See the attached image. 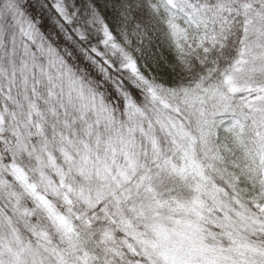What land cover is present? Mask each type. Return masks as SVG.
Instances as JSON below:
<instances>
[{
  "label": "trees",
  "instance_id": "obj_1",
  "mask_svg": "<svg viewBox=\"0 0 264 264\" xmlns=\"http://www.w3.org/2000/svg\"><path fill=\"white\" fill-rule=\"evenodd\" d=\"M14 2L25 11L27 0ZM111 2L115 9L105 13L107 22L121 48L136 61L137 73L124 66L126 61L119 53L96 58L107 67L104 73L96 67L103 76L100 80L74 57L64 56L62 51L57 56L88 90L106 102L122 127L131 126L127 113L130 102L145 109L156 97L178 108L182 118L187 116L184 125L194 138L196 157L207 174L252 215L264 218V62L260 60V55L264 56V0ZM49 39L54 40L55 35ZM229 76L236 86L234 91L225 83ZM129 81L137 86L134 94L125 90ZM198 106L209 112L203 121L188 114ZM0 107L11 111L16 106L0 92ZM21 122L32 128L27 119ZM27 128L22 127L23 131ZM57 129H67L66 124L41 122L28 144L23 137L26 133L17 138L10 126L0 125V162L7 168L13 163L30 164L35 156L31 150L45 153L59 145ZM67 130L71 132L67 151L73 154L82 146L81 133L77 126L69 125ZM157 134L160 148L170 154L173 147L168 138L159 131ZM93 153L95 159L101 154L97 148ZM139 160L147 159L140 156ZM74 179L77 183L73 188L79 194L74 195L66 182L60 185V194L49 195V199L71 222L75 237L64 235L49 222L18 183L10 184L13 192L0 185V196L11 203L12 196H18L25 213L17 218L19 222L38 227L60 249L87 253V264H165L147 241L148 235H153L146 221L147 201H143L148 193L141 191L127 198L128 193L122 194L112 183L101 186L99 179L85 183ZM147 181L151 196L154 193L157 198L186 200L193 196L187 182L168 167H151ZM114 190L116 197L109 193ZM105 193L109 195L104 199ZM248 236L264 247V232L249 231Z\"/></svg>",
  "mask_w": 264,
  "mask_h": 264
},
{
  "label": "rangeland",
  "instance_id": "obj_2",
  "mask_svg": "<svg viewBox=\"0 0 264 264\" xmlns=\"http://www.w3.org/2000/svg\"><path fill=\"white\" fill-rule=\"evenodd\" d=\"M260 60L264 62L263 55ZM87 88L57 55H50L25 34L23 24L13 20L8 0H0V92L16 106L11 111L0 107V125L10 126L17 138L26 133L23 137L29 144L41 122L62 121L67 129L69 125L79 127L82 145L76 153H69L71 132L57 129L59 145L45 153L31 150L35 156L30 164L13 163L7 168L0 162L1 187L13 192L10 184L14 182L28 193L27 185L35 184L51 205L49 195L60 194L61 183H70L74 195L79 194L73 188L74 178L83 183L99 179L101 186L112 183L122 194L128 193L127 198L144 191L148 193L143 199L147 201V226L153 233L147 241L165 264H264V247L248 236L249 231L264 232V218L252 215L207 174L184 125L187 116L182 118L178 108L154 97L145 109L130 102L131 126L122 127L106 102ZM188 114L203 121L209 112L198 106ZM26 119L31 129L21 125ZM158 131L173 147L170 154L160 148ZM95 148L100 158L93 156ZM140 156L147 160L140 161ZM153 166L171 169L192 188L193 196L186 200L151 196L147 180ZM111 192L116 197L117 192ZM51 211L63 216L53 205ZM24 215L18 196H12V203L0 196V264H87V253L56 247L38 227L19 222L17 218ZM70 225V233L59 229L75 237Z\"/></svg>",
  "mask_w": 264,
  "mask_h": 264
},
{
  "label": "snow or ice",
  "instance_id": "obj_3",
  "mask_svg": "<svg viewBox=\"0 0 264 264\" xmlns=\"http://www.w3.org/2000/svg\"><path fill=\"white\" fill-rule=\"evenodd\" d=\"M8 8L13 20L23 24L25 34L37 41L41 49H46L50 55H59L62 51L64 56L74 57L97 80L103 76L97 73L96 67L99 73L106 72L107 67L103 60L96 58H106L109 52L113 56L119 53L126 61L124 66L137 73L136 61L121 48L107 22L105 13L115 9L111 0H27L25 11H21L14 0H8ZM53 34L55 39L50 40ZM225 83L236 90L231 76L226 77ZM125 90L129 94L138 91L131 81L127 82ZM27 187L28 194L35 201L34 207L44 212L49 222L57 223L70 233V222L66 217L53 214L52 205L44 192L32 183Z\"/></svg>",
  "mask_w": 264,
  "mask_h": 264
}]
</instances>
